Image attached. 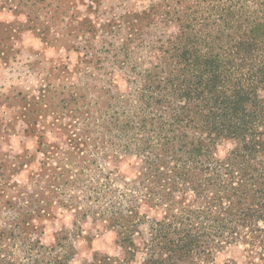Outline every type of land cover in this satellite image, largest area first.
Segmentation results:
<instances>
[{
  "label": "trees",
  "instance_id": "obj_1",
  "mask_svg": "<svg viewBox=\"0 0 264 264\" xmlns=\"http://www.w3.org/2000/svg\"><path fill=\"white\" fill-rule=\"evenodd\" d=\"M145 18L148 29H132L125 51L114 50L128 74L125 91L116 85L124 116L104 126L111 149L101 158L114 165L84 183L87 204L43 196L47 161L7 199L22 206L20 264H70L78 239L91 244L103 232L115 234L117 253L82 264H264V0H160ZM63 177L48 192L63 193ZM56 205L74 218L46 245L30 222ZM7 243L0 264L11 262Z\"/></svg>",
  "mask_w": 264,
  "mask_h": 264
},
{
  "label": "rangeland",
  "instance_id": "obj_2",
  "mask_svg": "<svg viewBox=\"0 0 264 264\" xmlns=\"http://www.w3.org/2000/svg\"><path fill=\"white\" fill-rule=\"evenodd\" d=\"M159 1L0 0V181L8 178V186L2 184L7 192L0 193V230H15L13 238L3 236L0 243L8 242L10 264H20L24 255L15 227L22 206L7 203L16 197V185L30 188L47 161L51 169L44 173L48 184L40 185L43 196L54 201L72 194L82 206L87 204L80 198L84 183L112 169L111 154L101 158L102 151L109 154L111 149L104 126L116 115L124 116L116 85L125 91L128 75L116 66L125 58L115 57L114 50L125 51L132 29H148L145 11ZM151 30L163 32L159 25ZM139 60L150 65L149 54ZM60 173L66 182L63 193L48 192L52 177ZM53 210L51 217L30 222L46 245L74 218L57 205ZM76 246L79 253L70 264H82L95 252L117 253L113 232H103L91 244L78 239Z\"/></svg>",
  "mask_w": 264,
  "mask_h": 264
}]
</instances>
